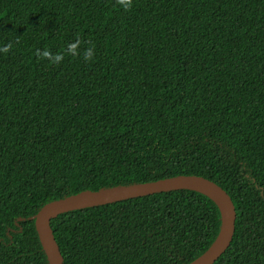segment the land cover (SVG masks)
<instances>
[{
    "label": "trees",
    "instance_id": "obj_1",
    "mask_svg": "<svg viewBox=\"0 0 264 264\" xmlns=\"http://www.w3.org/2000/svg\"><path fill=\"white\" fill-rule=\"evenodd\" d=\"M9 44L0 264H50L36 227L46 205L178 175L216 182L235 204L213 264H264V0H0ZM222 224L217 202L191 189L51 221L64 264H189Z\"/></svg>",
    "mask_w": 264,
    "mask_h": 264
},
{
    "label": "water",
    "instance_id": "obj_2",
    "mask_svg": "<svg viewBox=\"0 0 264 264\" xmlns=\"http://www.w3.org/2000/svg\"><path fill=\"white\" fill-rule=\"evenodd\" d=\"M176 189H191L205 193L220 207L223 224L213 245L189 264H213L230 246L236 227L237 212L229 194L216 182L197 175H178L130 186L85 191L56 200L36 215V227L50 260V264H64L63 255L55 238L51 221L59 214L130 198Z\"/></svg>",
    "mask_w": 264,
    "mask_h": 264
},
{
    "label": "clouds",
    "instance_id": "obj_3",
    "mask_svg": "<svg viewBox=\"0 0 264 264\" xmlns=\"http://www.w3.org/2000/svg\"><path fill=\"white\" fill-rule=\"evenodd\" d=\"M119 3L120 5L124 8V9H128L131 7L132 5V0H119ZM78 44H79V41L75 42V43H72L68 46V49H67V52L69 54H72V55H76L77 54V48H78ZM11 45H6L2 48H0V52H4V53H7L10 49ZM38 54H40L38 52ZM42 56L43 57H46V58H50L52 60V62H59L60 60L63 59V56L62 55H55V56H52V54L48 51V50H45L43 53H42ZM92 56V50L89 49L87 50V52L85 53V59H90Z\"/></svg>",
    "mask_w": 264,
    "mask_h": 264
}]
</instances>
